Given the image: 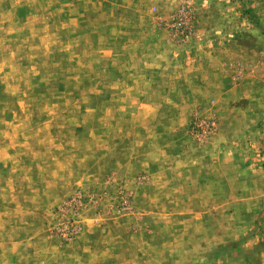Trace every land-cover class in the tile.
Segmentation results:
<instances>
[{
	"label": "rangeland",
	"instance_id": "rangeland-1",
	"mask_svg": "<svg viewBox=\"0 0 264 264\" xmlns=\"http://www.w3.org/2000/svg\"><path fill=\"white\" fill-rule=\"evenodd\" d=\"M126 256L264 264V0H0V264Z\"/></svg>",
	"mask_w": 264,
	"mask_h": 264
},
{
	"label": "crops",
	"instance_id": "crops-1",
	"mask_svg": "<svg viewBox=\"0 0 264 264\" xmlns=\"http://www.w3.org/2000/svg\"><path fill=\"white\" fill-rule=\"evenodd\" d=\"M127 255H129L128 252H127ZM114 257H115V256H113V258H112L113 261H115V258H114ZM126 259H128V262H125L124 264H130L129 256H126L125 260H126ZM113 264H114V263H113Z\"/></svg>",
	"mask_w": 264,
	"mask_h": 264
}]
</instances>
